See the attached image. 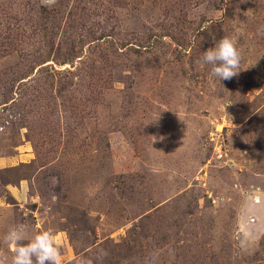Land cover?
Wrapping results in <instances>:
<instances>
[{
    "label": "rangeland",
    "instance_id": "374dc122",
    "mask_svg": "<svg viewBox=\"0 0 264 264\" xmlns=\"http://www.w3.org/2000/svg\"><path fill=\"white\" fill-rule=\"evenodd\" d=\"M18 224L61 264H264V0H0L9 259Z\"/></svg>",
    "mask_w": 264,
    "mask_h": 264
},
{
    "label": "clouds",
    "instance_id": "9594fccd",
    "mask_svg": "<svg viewBox=\"0 0 264 264\" xmlns=\"http://www.w3.org/2000/svg\"><path fill=\"white\" fill-rule=\"evenodd\" d=\"M52 3L53 0H48ZM242 53L234 35H225L215 46L204 51L197 61L200 66H210V75L221 81L230 80L240 73ZM59 236L51 229L29 236L27 226L18 224L10 227L3 237L12 256L0 251V264H61L62 252L58 246ZM77 264H91L79 260Z\"/></svg>",
    "mask_w": 264,
    "mask_h": 264
}]
</instances>
